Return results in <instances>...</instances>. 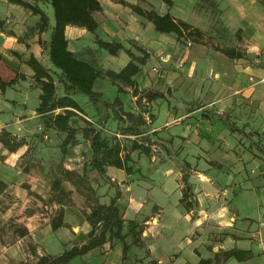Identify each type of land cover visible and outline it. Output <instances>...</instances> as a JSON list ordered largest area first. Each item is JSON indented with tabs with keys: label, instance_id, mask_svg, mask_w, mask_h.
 <instances>
[{
	"label": "crops",
	"instance_id": "obj_1",
	"mask_svg": "<svg viewBox=\"0 0 264 264\" xmlns=\"http://www.w3.org/2000/svg\"><path fill=\"white\" fill-rule=\"evenodd\" d=\"M98 1L94 31L65 26L68 49L115 72L130 58L125 49L141 56V48L147 56L132 84L106 75L93 80L97 98L88 97L86 108L77 101L82 111L70 118L74 141L65 144V132L43 129L35 110L41 89L28 64L33 56L51 66L48 30H38L37 14L0 0V55L24 74L0 89V180L6 184L0 192V264H264V6L235 0V40L226 44L224 28L198 22L196 0ZM149 10L197 27L199 41L185 31L157 30L144 14ZM97 39L121 42L124 49L110 54ZM57 94H64L59 84ZM77 113L102 122V128L91 125L106 144L120 146L129 171L92 162L81 132L86 124ZM18 139L23 142L15 145ZM111 200L123 219L120 237L114 225L106 226L102 244L54 260L87 243L91 211ZM59 213L62 223L54 228ZM126 220L136 224V237ZM227 250L235 253L224 256Z\"/></svg>",
	"mask_w": 264,
	"mask_h": 264
},
{
	"label": "trees",
	"instance_id": "obj_2",
	"mask_svg": "<svg viewBox=\"0 0 264 264\" xmlns=\"http://www.w3.org/2000/svg\"><path fill=\"white\" fill-rule=\"evenodd\" d=\"M9 2L19 4L20 6L29 9L32 13L38 15L39 31L48 30L47 39L45 40V51L48 55L51 66L48 67L42 64L33 56L28 59V64L34 71V78L40 85L41 92L39 94V102L35 108L36 113L40 115L43 123V129H55L65 132V138L62 142L65 144L74 141L76 128L70 123V118L75 114V110L82 111L81 106L72 93L75 91L86 94L91 100L97 98V93L92 90L93 80L102 75L110 77L112 80H120L127 84H132V77L139 70V63H142L147 56L141 48V56L134 55L129 49L125 51L129 55V60L117 72L112 70H102L90 64L89 62L77 58L72 51L67 47V40L64 35V28L67 24H76L85 27L89 31H94L97 27V22L94 19L92 12L101 10V5L98 0H8ZM124 3L123 0H121ZM166 4H171L172 0H163ZM130 7L138 12L140 9L135 5L129 4ZM50 11L52 15V23L49 24ZM150 19L154 27L161 32H174L176 35H182L185 31L186 36L191 37L195 41H199L201 31L192 26L190 23L182 20H173L168 13L157 14L155 11L149 10L144 13ZM99 47L105 49L110 54H117L121 49H124L123 44L118 41H107L102 39L96 40ZM230 55L234 54V49L229 48ZM235 55H240L235 54ZM24 78V74L10 67L3 57L0 55V89L3 90L6 86L12 85L18 79ZM62 87L64 94L58 95V84ZM136 92V90H134ZM157 92H152L149 96H155ZM197 104H191L196 106ZM227 123V120H225ZM82 136L90 142L94 157L92 162L101 166L103 164H111L117 167H124L127 171L130 170L126 166L120 156V146L116 143L112 145L106 144V140L101 136L98 130L87 123L81 128ZM2 142H6L8 149L13 148V145H7L9 138H3ZM15 145L23 142L21 139L16 141ZM132 147H138V144L133 143ZM140 147V146H139ZM145 152H148L149 147L143 146ZM64 151V149H63ZM95 153H100L98 156ZM128 157L125 154L124 158ZM69 173L68 170L64 174ZM184 182L185 177H183ZM6 186L5 182L0 180V192ZM190 192L184 188V197H188ZM188 203L190 201L188 200ZM92 229L89 233L90 239L87 243L80 246H72L70 249L63 251L60 255L53 259L56 261H67L72 256L87 251L88 249L102 244L101 239L104 238L105 227L115 226L113 234L117 237L122 226L123 219L121 218L114 201L109 204H98L91 211ZM100 222V225L98 223ZM128 225V233L136 237L139 234L135 230L136 224L132 220H126ZM62 223V215L56 217L52 221V227H57ZM100 227L98 234L93 235L94 231ZM235 253L234 250L223 252L224 256ZM197 264H215L210 263L209 259H200Z\"/></svg>",
	"mask_w": 264,
	"mask_h": 264
},
{
	"label": "rangeland",
	"instance_id": "obj_3",
	"mask_svg": "<svg viewBox=\"0 0 264 264\" xmlns=\"http://www.w3.org/2000/svg\"><path fill=\"white\" fill-rule=\"evenodd\" d=\"M241 1V0H240ZM243 2V0H242ZM261 6H264V0H256ZM155 5H157V2H154ZM236 5H239L235 0H196L195 3V15L196 19L200 24H202L205 27H211L212 29L218 28L220 25V28H224V34L221 37L222 42L226 44H232L235 40L234 33L231 32L230 27H234V24H236L237 21V8ZM26 9V8H24ZM240 9V8H239ZM242 10V8H241ZM50 11V17L52 18ZM74 98L82 104L85 108V103L89 99L88 96L82 92H77L74 94ZM79 114L80 118L84 121L85 124L89 123L88 120L84 118L83 115L88 116L87 114ZM90 117V116H88ZM95 123H99L101 125V121H97L90 117ZM153 183H157L160 181L159 176L154 177L152 180ZM153 185V184H152ZM152 189V188H151ZM153 191V189H152ZM147 208H150L151 203L147 204Z\"/></svg>",
	"mask_w": 264,
	"mask_h": 264
},
{
	"label": "built area",
	"instance_id": "obj_4",
	"mask_svg": "<svg viewBox=\"0 0 264 264\" xmlns=\"http://www.w3.org/2000/svg\"><path fill=\"white\" fill-rule=\"evenodd\" d=\"M86 120H88L92 125H95L98 128H102L103 125L95 123L90 117L83 115Z\"/></svg>",
	"mask_w": 264,
	"mask_h": 264
},
{
	"label": "water",
	"instance_id": "obj_5",
	"mask_svg": "<svg viewBox=\"0 0 264 264\" xmlns=\"http://www.w3.org/2000/svg\"><path fill=\"white\" fill-rule=\"evenodd\" d=\"M166 93H167V94H170V89H167V90H166ZM185 188H186L187 191H189L190 186H189L188 184H186ZM190 199L192 200L193 197L191 196Z\"/></svg>",
	"mask_w": 264,
	"mask_h": 264
}]
</instances>
